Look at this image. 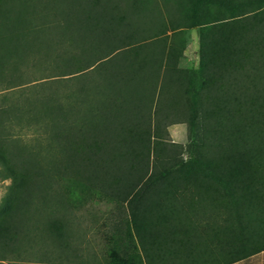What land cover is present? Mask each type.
I'll return each instance as SVG.
<instances>
[{
	"label": "trees",
	"instance_id": "trees-1",
	"mask_svg": "<svg viewBox=\"0 0 264 264\" xmlns=\"http://www.w3.org/2000/svg\"><path fill=\"white\" fill-rule=\"evenodd\" d=\"M55 1L37 56L23 45L30 0H0V250L32 209L71 204L67 181L116 203L112 264L138 251L146 264H260L264 0ZM185 27L199 29V67H167V33ZM200 116L204 140L184 159L162 124L191 136Z\"/></svg>",
	"mask_w": 264,
	"mask_h": 264
},
{
	"label": "rangeland",
	"instance_id": "rangeland-1",
	"mask_svg": "<svg viewBox=\"0 0 264 264\" xmlns=\"http://www.w3.org/2000/svg\"><path fill=\"white\" fill-rule=\"evenodd\" d=\"M59 3L55 0H30L29 7L24 9L27 38L23 45L27 50L31 47L28 50H32L30 53H42L44 44L50 42L43 27L59 16ZM167 38V67H199L198 28L185 27L169 31ZM41 61L43 60L39 58L34 59L37 64ZM23 62L31 66V61ZM35 75L41 77V74ZM162 127V139L168 144L180 145L184 159L194 157L196 146L204 140L201 116L194 121L191 136L188 134V124L183 120L174 123H167L166 120ZM26 128L15 130L25 141L32 139V133L26 132ZM42 152V160L49 161L46 151ZM10 184L11 179H4L0 175V204ZM62 185H67L66 193L70 196L71 204L63 206L61 202H57L58 204L40 205L39 209H32L29 220L22 224V233L16 244L8 250H0V264H112L109 258L107 219L116 203L91 197L80 186H72L67 181H61L59 187ZM57 225L61 226V230ZM136 260L138 264H146L140 251L136 254Z\"/></svg>",
	"mask_w": 264,
	"mask_h": 264
},
{
	"label": "crops",
	"instance_id": "crops-1",
	"mask_svg": "<svg viewBox=\"0 0 264 264\" xmlns=\"http://www.w3.org/2000/svg\"><path fill=\"white\" fill-rule=\"evenodd\" d=\"M234 264H239V263H234ZM240 264H244V263H240ZM245 264H253V263H245ZM260 264H264V258L262 259V261L260 262Z\"/></svg>",
	"mask_w": 264,
	"mask_h": 264
}]
</instances>
